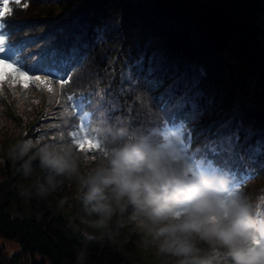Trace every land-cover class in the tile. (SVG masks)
Listing matches in <instances>:
<instances>
[{"label": "trees", "instance_id": "obj_1", "mask_svg": "<svg viewBox=\"0 0 264 264\" xmlns=\"http://www.w3.org/2000/svg\"><path fill=\"white\" fill-rule=\"evenodd\" d=\"M167 1L178 18L171 8L156 10L144 0H27V7L13 3L11 15L0 18L5 25L0 34L8 35L11 24L16 34L9 42L27 45L26 63L45 49V34L61 26L63 33L50 46L76 44L81 54L67 83L54 82L51 93L35 85H0V237L20 244L12 256L0 245V264H163L141 247L128 213L110 237L84 244L72 182L64 180L46 198L21 194L44 175L38 148L58 136L70 140L67 132L74 125L127 116L134 126L180 136L183 152L217 166L220 157L207 147L213 139L238 135L241 151L264 145V0ZM169 93L170 102L194 99L202 114L190 123H170L169 113L152 102ZM85 97L90 103L73 111ZM84 112L88 116L81 121ZM25 141L32 148L14 158L11 153ZM24 161L32 164L29 177L22 174ZM262 162L264 155L229 171L234 185L253 200L264 197Z\"/></svg>", "mask_w": 264, "mask_h": 264}, {"label": "clouds", "instance_id": "obj_2", "mask_svg": "<svg viewBox=\"0 0 264 264\" xmlns=\"http://www.w3.org/2000/svg\"><path fill=\"white\" fill-rule=\"evenodd\" d=\"M85 140L94 150L62 136L43 143L37 158L44 175L21 193L46 198L64 180L74 183L84 244L110 237L128 213L141 247L163 264H264V197L253 200L228 170L183 152L180 136L117 115L90 122ZM32 146L25 141L11 155L23 157ZM32 172L24 161L22 174Z\"/></svg>", "mask_w": 264, "mask_h": 264}, {"label": "snow or ice", "instance_id": "obj_3", "mask_svg": "<svg viewBox=\"0 0 264 264\" xmlns=\"http://www.w3.org/2000/svg\"><path fill=\"white\" fill-rule=\"evenodd\" d=\"M13 3L17 7H27V0H2V3H0V18L11 15V4ZM4 26L2 19H0V27ZM7 29L8 35L0 34V85L6 83L9 87H13L20 84L24 89H27L30 85H35L37 88L43 87L51 93L54 82L61 87L67 83L65 77L79 62L81 54L76 44H73L70 48L50 46L51 42L56 39L57 33H63L64 26L45 34V49L41 53L34 54L39 58L31 63H26L22 55V48L27 45L10 43L11 36L16 33L11 24L7 25ZM36 73H42L43 75H37ZM45 77H52V79H46ZM151 90L152 88L149 86V91ZM74 99L72 95L67 96V100L70 102ZM170 101H172L171 93L167 96L161 94L158 97H152V102L159 106L161 112L169 113L170 123H175L177 120L181 124L190 123L197 119L198 114H202L198 113L194 99L188 100L181 97L177 98L175 102ZM87 103H90V101L86 97L81 99L79 104L74 105L73 111L77 108L83 111ZM188 105L191 106L190 110L184 111ZM64 111L67 112L68 109L65 108ZM87 116L88 113L84 112L83 116L80 117L81 121ZM85 127L83 123L79 126L74 125L67 132L70 141L79 144L81 142V132ZM202 134V132L197 133V136ZM238 145V135H227L209 141L207 147L213 157H220L219 167L230 172L237 171L245 163H255L258 156L264 155V145L250 146L244 151H241Z\"/></svg>", "mask_w": 264, "mask_h": 264}, {"label": "rangeland", "instance_id": "obj_4", "mask_svg": "<svg viewBox=\"0 0 264 264\" xmlns=\"http://www.w3.org/2000/svg\"><path fill=\"white\" fill-rule=\"evenodd\" d=\"M151 8L156 10H162L166 11L167 8H171L172 15L175 18H178L179 12L174 9V3L172 1L167 0H144ZM80 146L84 149H87L90 147V149H93L91 146H89V143L85 141H81ZM0 245L3 247V252L6 256H12L20 251V244L18 240L16 239H7L4 237H0Z\"/></svg>", "mask_w": 264, "mask_h": 264}]
</instances>
